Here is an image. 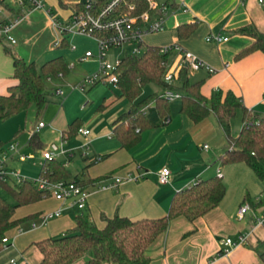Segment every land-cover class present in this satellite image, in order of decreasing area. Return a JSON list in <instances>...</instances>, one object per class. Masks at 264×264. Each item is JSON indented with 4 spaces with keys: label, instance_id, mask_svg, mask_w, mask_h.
<instances>
[{
    "label": "crops",
    "instance_id": "0c3cea01",
    "mask_svg": "<svg viewBox=\"0 0 264 264\" xmlns=\"http://www.w3.org/2000/svg\"><path fill=\"white\" fill-rule=\"evenodd\" d=\"M7 1L2 4L7 14L0 19V23L2 26L13 23L10 34L16 39V43L12 44L0 32V37L3 38L0 41V48L3 46L6 52L9 48L4 43L16 46L15 52L27 62H34L35 58L47 54L58 34L61 35V39L63 38L54 24L56 19L52 14L54 5L52 1L57 4L60 18L58 21L61 23L71 16L81 2L75 0L69 5L63 0H48L45 9L28 11L16 21L21 11L15 0L9 3ZM174 1L178 6L168 20L167 29L158 34L168 35V38L162 43L164 45L159 47L178 44L216 70L210 73L206 68H201L194 70L192 80L189 76L192 82L202 83L201 91L204 96L210 98L214 92L232 91L245 108L264 117V53L257 51L242 59L236 58L239 52L254 41L250 36L238 33L240 28L254 24L261 33H264V9L258 1ZM182 2L185 4L184 7L181 5ZM10 3L13 5H9ZM194 23L197 25L195 32L189 38L180 40L179 26ZM36 32L39 37L32 47L39 56L34 57V54L28 53L27 48L30 49V35ZM212 34L229 39L219 44L208 42L207 37ZM150 36L145 38L147 46V38ZM55 45L59 46L57 43ZM8 55L7 52L5 54L0 52L1 95L7 94L9 87L17 83L13 78V59ZM175 57V54L171 57L170 67L172 69L176 65L177 72L180 69L182 55L177 54V59ZM164 92L163 89L161 93H156ZM120 99L124 98H118L117 94L103 104L102 111L111 109V113L106 120L102 118L95 124L96 128L99 127L97 132L88 129L90 131L88 136L78 134L89 143V148L93 143L103 141L91 154H88L89 148L87 149L88 152L85 153L88 158L85 159L87 174H78L86 181H95L87 187L89 196L83 214L99 227L105 226L104 216L112 218L119 215L132 220L162 218L169 213L177 192L190 187L198 180L218 176L217 172L220 171L226 185L223 200L216 208L194 222L185 217L173 219L168 230L148 249L151 264H264V222L259 224L257 221V217L264 216V181L260 180L245 163H226L223 168L222 165L212 166L206 162L205 154L211 149L208 140L212 135H220L218 125L219 130L217 128L215 133L214 124L209 119L195 125L188 116L180 113L181 102L179 107L174 108L175 110L172 109L171 103V115L165 121L152 103L146 107L145 112L153 128L141 132V142L132 150H126L113 135L115 120L130 109V103L125 105L123 102L126 100ZM149 110L151 113H148ZM68 128L62 131L63 142ZM204 145H208L209 148L204 149ZM20 152L22 153L21 149ZM68 155L67 151L64 156ZM98 156H101L102 160L96 161ZM224 157L223 153L220 154L219 161L224 163ZM25 162L14 160L11 166L15 168L16 164ZM163 167L170 168L172 172L168 184H161L158 179L157 172ZM142 174H145L142 179H128ZM109 176L119 177L124 181L116 188L101 187L106 185L104 179ZM244 205H248L250 210L240 217L239 211ZM25 208L24 215L15 216V219H23L30 215L35 217L31 220L32 225L29 229L21 230L18 226L8 232L10 246L13 244L15 248L17 246L19 248L18 256L11 258L9 264L11 260H15L17 264H40L42 254L34 245L35 242L63 236L75 227V217L79 213L77 210L64 209L61 216L43 222L41 215L63 208V204L52 197L27 205ZM33 224H36L35 228ZM14 230L16 231L13 233ZM25 234L30 236L20 242L19 238ZM240 235L246 237L245 244L218 255L224 250L225 239L236 240ZM93 256V253L87 254L80 264Z\"/></svg>",
    "mask_w": 264,
    "mask_h": 264
},
{
    "label": "trees",
    "instance_id": "16d2710c",
    "mask_svg": "<svg viewBox=\"0 0 264 264\" xmlns=\"http://www.w3.org/2000/svg\"><path fill=\"white\" fill-rule=\"evenodd\" d=\"M5 0H0V5ZM172 8H177L174 0H165ZM81 3L77 8H81ZM148 9L145 0L141 1V10ZM197 25L185 24L178 28L180 40L189 38ZM2 23H0V32ZM238 33L250 36L253 43L244 48L236 56L242 59L254 52L264 53V33L254 24L240 28ZM66 33H63L58 48H66L69 43ZM0 37V41H2ZM159 46H147L141 55L126 54L118 67L119 82L116 85L118 98H124L130 103L128 112L121 114L114 122L113 135L120 146L132 150L141 142V132L153 128L145 109L154 103L159 116L163 120L171 115V103L163 94L154 93L140 99L145 86L155 84L165 91L171 90L181 94L180 113L188 116L195 125L206 121L211 115L222 131L228 144V155L224 163H245L256 176L264 181V117L248 110L241 100L232 92H214L210 98L202 94L201 82H192L187 67H182L175 74V82L168 84L164 76L170 71L172 54L161 53ZM13 59L14 75L17 83L8 89L5 95L0 94V121L28 111L33 105L38 113L43 112L49 104V92L45 79L51 76L65 75L69 65L63 56H58L38 67L35 62H27L16 52L6 49ZM165 62L168 66H162ZM102 105V109H103ZM241 110L243 128L237 137L231 130L233 118ZM81 128L77 121L69 125L65 137L68 139L77 135ZM31 145H39L38 133H32ZM6 144L0 142V152L5 151ZM39 178L51 182L75 181L83 188L89 187L95 181H86L78 175L72 176L69 169L59 159L44 160ZM106 177L104 180H106ZM0 190L7 192L15 204L7 201L0 194V252L3 250L2 240L11 230L23 222L32 220L30 215L23 219H15L16 209L31 205L49 197V193L38 188L36 180L26 178L20 183L0 182ZM226 194V185L218 176L206 180H198L190 187L177 192L172 200L169 213L158 219L132 220L115 215L112 218L103 217L104 227H99L90 220L83 210L75 217L76 225L61 237H50L35 242L42 254L40 264H78L87 254L93 253V258L83 264H151L147 252L150 245L164 234L173 219L185 217L191 222L206 215L216 208ZM10 246V244L8 245ZM220 252L218 255H222Z\"/></svg>",
    "mask_w": 264,
    "mask_h": 264
},
{
    "label": "rangeland",
    "instance_id": "374dc122",
    "mask_svg": "<svg viewBox=\"0 0 264 264\" xmlns=\"http://www.w3.org/2000/svg\"><path fill=\"white\" fill-rule=\"evenodd\" d=\"M11 0H8L9 3ZM75 0H63V2L72 5ZM82 1V0H81ZM162 2V0H157ZM54 4L52 9V14L56 21L60 20L58 14L59 9L55 1H52ZM9 5H13L10 3ZM50 6L48 5L47 8ZM6 10L3 5H0V19L6 15ZM65 23V21H64ZM161 33V32H160ZM151 35L147 38L148 46H163L168 35ZM39 37V34L36 32L30 35V49L27 48L29 54L36 55L33 43ZM69 45L66 48H58L55 43L59 44L61 41V35L58 34V37L55 42H52V49L47 52L44 56L40 58H35L34 62L38 67H41L46 61L53 59L58 56H63L66 62L69 65V72L65 75L51 76L45 79V84L47 91L49 92V104L47 108L38 113L36 106H32L28 111L19 113L10 117L5 121H0V142L6 144L7 147L11 142H16L19 145V148L22 150V153L29 157L25 163H18L13 169L19 171L22 176L31 179H39L40 171L42 168V155L43 152L50 148V145L55 143L60 145L63 140L62 131L68 128L73 122L77 121L80 123L81 128L90 129L92 132H97L99 127L96 128L95 124L101 121L102 118L107 119L110 115V110L102 111V105L108 100L113 98L118 94L116 85L114 84H105L97 83L96 85H88L85 90H81L79 86L83 83L84 79L88 76L96 73L100 68V62L96 57L85 59V54L87 51H91L93 54H98L97 43L94 38L86 35H79L74 33H69L67 35ZM9 49L13 52L16 51V46L9 45L4 43ZM130 47L125 45L121 48H113L108 52L107 61L113 65H116L117 59H123L126 54L130 53ZM0 52L6 53L5 49L0 48ZM176 55L177 53H173ZM7 55V54H6ZM9 56V55H8ZM174 61V58H172ZM176 65L172 68V71L176 70ZM194 70L189 69V76L191 80L194 77ZM62 89L65 92L64 96H59L56 94L57 90ZM163 88L155 84H149L145 86L143 94L140 99L147 98L150 95L156 92H162ZM116 99V98H115ZM113 99V100H115ZM126 100V99H120ZM125 105H129V102L126 100L123 102ZM120 105V102L118 103ZM180 101L175 100L172 102V109L179 107ZM175 110V109H174ZM148 113H151L149 110ZM242 112L233 118L231 122V130L234 137H237L242 128ZM209 121L213 122L214 133L216 132L217 123L214 116H210ZM43 122L46 125L45 129H42L38 133L39 145H31L29 140L31 134L33 133L34 127L36 124ZM219 130V128H218ZM210 138L209 145L211 149L206 152V162L209 165H222L223 168L227 165L226 163L219 161V155L227 156L228 144L225 140L223 133L220 131V135H212ZM86 141L81 139L80 135H75L71 138L64 140V148L69 152L68 156L61 155L59 159L71 172L72 176L85 173V153L87 148L85 147ZM103 141H97L93 143L88 154H91L93 149H97ZM71 155V156H70ZM70 156V157H69ZM0 194L10 203L15 204L14 200L10 197L7 192L1 191ZM26 212L25 206L19 207L16 209L15 216L20 217ZM32 221L23 222L19 228L21 230H27L31 227ZM16 230L13 231V233ZM29 234V233H28ZM25 234L19 238V241L26 240L30 235ZM17 244V242H16ZM15 244V245H16ZM19 248H15L12 244L11 246L4 247L0 252V264H9L11 258H15L19 254ZM81 261L78 263L80 264Z\"/></svg>",
    "mask_w": 264,
    "mask_h": 264
},
{
    "label": "built area",
    "instance_id": "2783aa9c",
    "mask_svg": "<svg viewBox=\"0 0 264 264\" xmlns=\"http://www.w3.org/2000/svg\"><path fill=\"white\" fill-rule=\"evenodd\" d=\"M48 0H15V4L21 11L18 21L26 12L35 9H45ZM142 0H82L80 3L81 8H75L71 16L64 22L54 20V24L58 31L69 34L86 35L94 38L98 47V54L95 55L91 51H87L85 59L96 57L100 62L99 70L84 79L83 83L79 86L81 90H85L88 85H96L97 83L114 84L119 82L118 67L121 64L122 59H117L116 65H113L107 61L108 52L113 48H121L125 45L129 46L130 53L133 55H141L146 49L147 45L145 38L149 35L164 32L167 29V23L171 15L175 12L174 8L170 7L165 0L159 2L157 0H145L148 4L147 10H141ZM144 1V0H143ZM243 1V0H242ZM258 4L264 9V0H257ZM177 4V2L175 1ZM184 7V2L181 3ZM178 6V4H177ZM15 21V22H16ZM12 24H4L1 29V33L4 34L8 41L12 44L16 43V39L10 34ZM229 38L221 35H209L207 37L208 42L221 43L228 41ZM59 45V44H57ZM170 51L176 52L182 55V62L180 68L187 67L188 69L198 70L206 68L210 73H214L216 70L204 62L200 61L192 53L184 50L180 45L175 44L171 46H165L161 48V53L166 54ZM162 66H168L167 63L162 62ZM177 72L170 71L164 76V80L168 84L175 82V74ZM61 75V74H60ZM59 96H64L65 92L62 89L56 92ZM163 96L169 101L173 102L177 99H181V94L166 90ZM46 125L40 122L35 125L33 133H39L44 129ZM78 134L88 136L90 131L88 129L80 128ZM85 147L89 148V143L85 144ZM204 149H208V145L203 146ZM67 151L64 148V142L60 145L55 143L50 145V148L43 152V160H50L58 158L61 155H65ZM29 157L20 152L18 143L11 142L5 151L0 152V182L8 181L11 183H20L26 179L22 174L13 169L11 163L14 160L25 162ZM102 160L101 156L96 158V161ZM171 169L168 167L161 168L158 172V179L161 184H168L171 177ZM218 177L222 178L220 171L217 172ZM145 174L138 175L136 178L128 179H142ZM124 180L119 177L109 176L104 182L106 185L104 188H116L118 184ZM37 186L40 190L49 193V197H52L63 204V208L54 212H48L41 215L43 222H47L50 219H54L62 215L64 209L82 211L86 208L89 192L86 188L75 181L71 182H51L45 178L36 179ZM250 210L248 205H244L240 208L239 215H243ZM259 224L264 222V216L257 217ZM36 224H33V228ZM246 237L244 235L238 236L236 240L227 238L223 242L224 250L222 253H227L231 248L246 243ZM11 244V239L6 236L2 240L3 247H8ZM11 264H17L15 260H11Z\"/></svg>",
    "mask_w": 264,
    "mask_h": 264
}]
</instances>
